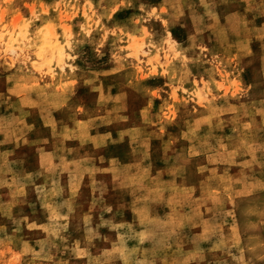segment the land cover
Listing matches in <instances>:
<instances>
[{
  "label": "rangeland",
  "instance_id": "374dc122",
  "mask_svg": "<svg viewBox=\"0 0 264 264\" xmlns=\"http://www.w3.org/2000/svg\"><path fill=\"white\" fill-rule=\"evenodd\" d=\"M0 264H264V0H0Z\"/></svg>",
  "mask_w": 264,
  "mask_h": 264
},
{
  "label": "bare ground",
  "instance_id": "6f19581e",
  "mask_svg": "<svg viewBox=\"0 0 264 264\" xmlns=\"http://www.w3.org/2000/svg\"><path fill=\"white\" fill-rule=\"evenodd\" d=\"M50 31L48 30V31H46L45 33H44V38H45V42L44 43H46L47 45H50V41H49V39H48V37L47 36H49L50 35Z\"/></svg>",
  "mask_w": 264,
  "mask_h": 264
}]
</instances>
